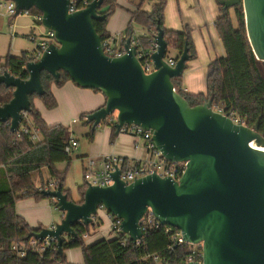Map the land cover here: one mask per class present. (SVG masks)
<instances>
[{
	"label": "water",
	"instance_id": "obj_1",
	"mask_svg": "<svg viewBox=\"0 0 264 264\" xmlns=\"http://www.w3.org/2000/svg\"><path fill=\"white\" fill-rule=\"evenodd\" d=\"M16 15L34 7L42 14V25L55 33L39 59L27 61V78L0 72V84L13 89L10 101L0 106V123L19 129L23 115L31 109L29 96L42 95L41 73L56 81L60 71L82 88L98 89L103 106L87 114L95 129L115 115V134L125 124L153 130L152 141L170 161H186L178 180L156 173L125 183L117 168L108 186L87 184L82 202L69 199L61 184L42 190L62 212L53 229L33 233L42 241L56 240L62 255L64 235L77 236L75 223H92L102 207L120 219V228L130 240L143 236L140 218L150 210L164 226L177 228L184 241L201 243L202 261L188 264H264V137L258 122L249 127L234 123L212 109V100L189 105L175 91L172 78L182 76L189 60L187 44L174 66L165 60L167 42L158 25V48L151 54L154 70L146 73L135 56L130 38L125 53H104L94 21L105 19L103 0H92L85 8L69 12V0H11ZM223 8L243 7L245 30L257 60L264 63V0H217Z\"/></svg>",
	"mask_w": 264,
	"mask_h": 264
},
{
	"label": "trees",
	"instance_id": "obj_2",
	"mask_svg": "<svg viewBox=\"0 0 264 264\" xmlns=\"http://www.w3.org/2000/svg\"><path fill=\"white\" fill-rule=\"evenodd\" d=\"M129 1L134 3V9L130 11V19L125 29L127 33L130 32L132 23L147 28L152 35L157 33L159 25L163 29L167 49L173 47L177 51L175 58L185 44L188 47L189 60L196 57L191 28L188 25L182 30L167 29L164 26L167 0ZM145 1L153 2L150 11L142 8ZM116 6V0H103L100 9L105 14V19L94 21V27L101 35V39L110 35L106 26ZM235 6L223 8L219 4L220 15L214 22V28L222 42L225 55L216 57L208 63L206 92L197 94L186 92L182 88L181 76L172 78V82L189 105L211 99L213 105L221 107L227 113L233 112L249 127L258 122L259 133L264 137V75L261 70L264 63L257 60L252 51L246 35L243 11H235L237 24L234 25L229 10ZM29 12L40 11L32 7ZM27 59L26 52L19 57L11 55L0 57V72L8 71L14 76L27 78L28 73L23 69ZM69 80V75L64 71H60L58 81L48 72L42 71L41 84L44 93L40 96L36 94L29 96L31 109L23 115L20 128L12 132L8 122L0 123V264H71L66 261L64 253L60 255L52 248H48L41 255L28 251L24 257H18L12 249L13 243L27 244L33 233L43 228L41 225L36 228L30 227L15 208L16 201L25 197L37 200L49 198L36 188L34 172H38L40 182L44 178L56 180L68 198L72 199L69 189L64 187L65 171L56 168L57 163L70 160L64 150L66 128L58 124L48 126L34 105V99L39 98L45 108H55L57 100L52 86H62ZM12 97L13 89L3 83L0 84V106L10 101ZM87 114L81 113L79 118L83 125L89 127L87 136L92 140L96 127L91 128L92 122L86 119ZM104 122L111 126L112 141L115 137V115L108 116ZM23 126L27 127L29 132H24L21 129ZM32 130L37 132L39 137L37 140L32 138ZM42 169L46 171V177L42 176ZM85 188L84 182L78 187L79 202L83 200ZM52 203L55 205L54 201ZM91 225L93 224L86 226L75 223L77 236L64 237L62 244L63 252L71 248H80L83 255L82 264H157L154 257L159 258L162 263L175 264L182 261L189 251L186 243L176 244L173 235L178 229L175 227L162 225L152 228L144 233L138 243L130 240L126 234L120 233L87 244L82 233L89 231Z\"/></svg>",
	"mask_w": 264,
	"mask_h": 264
},
{
	"label": "crops",
	"instance_id": "obj_3",
	"mask_svg": "<svg viewBox=\"0 0 264 264\" xmlns=\"http://www.w3.org/2000/svg\"><path fill=\"white\" fill-rule=\"evenodd\" d=\"M2 2L3 0H0V57L6 55L19 57L23 52L28 54L35 48L34 46L38 40L37 38L44 31V27L35 21L32 12L29 14L19 13L12 19L9 18L5 13ZM116 3L117 6L110 17L116 15L119 24H113L112 21L110 26V22H107L106 28L110 34H113L112 32L116 33L125 31V27H127L130 19V11L134 9V3H131L129 0H116ZM151 4H153L152 1H150L148 8H145V10L150 11ZM164 13V26L167 29L182 30L185 25L197 28V30L193 31L192 37L196 50V57L188 60L186 63V68L183 73L186 71L185 81L187 87L183 86V89L186 92L193 94L205 93L208 63L216 57L225 55L222 42L214 28V22L220 15L217 0H167V6L165 7ZM139 26L141 31H135L136 34L144 32L143 27L141 25ZM31 36H34L35 38H31ZM207 38L208 41L210 39L211 43L207 41ZM211 45H213V52ZM71 82V80L67 81L65 86H67L69 90L73 89L74 92L85 96L77 102L78 109L82 111L81 113H90L104 105L105 97L100 91L82 88L74 82ZM54 95L58 98L56 92ZM101 124L104 125V130L99 133V136L96 139H99L100 141L99 147L92 152V155L99 157L102 154L114 153L124 157H134L137 156V154H142V150L140 148H135L134 146L139 142L134 136L120 131V133L115 134L114 139L110 141L111 126L105 122H102ZM69 126L72 128L71 125H68L67 127ZM98 126H96V129ZM72 131L74 132L73 128ZM67 136L68 133H66V137ZM83 157L84 156H81L82 159H84ZM41 173L43 177H46V171L44 169L41 170ZM79 198L74 201H79ZM52 201L53 200L49 198L40 200L33 197L28 199L22 198L16 201L15 208L16 212L26 220L30 227L36 228L40 225L42 227H48L56 223L53 220V217H51L53 207ZM63 253L68 263H83V255L80 248L67 249L64 250Z\"/></svg>",
	"mask_w": 264,
	"mask_h": 264
},
{
	"label": "built area",
	"instance_id": "obj_4",
	"mask_svg": "<svg viewBox=\"0 0 264 264\" xmlns=\"http://www.w3.org/2000/svg\"><path fill=\"white\" fill-rule=\"evenodd\" d=\"M92 0H69L68 2V11L74 12L80 9L85 8ZM2 5L5 9V13L9 18H13L16 15L15 3L11 0H3ZM19 13L29 14V10H21ZM35 21L42 25V14L33 13ZM44 27V26H43ZM144 32L136 34L135 30L131 26L129 33L126 31L116 32L106 36L101 40L102 48L105 54L111 57H118L125 53V41L127 38H130V44L135 47V56L140 61L144 71L149 73L154 70L153 62L151 59V54L155 52L158 48V44L155 40V35L150 33V31L143 27ZM31 38H35L31 36ZM35 48L29 52L27 61H35L40 58L44 50L47 49L49 44L55 42V33L53 30L45 28L44 31L37 38ZM165 60L170 66H174L177 58L175 57H166ZM26 61V62H27ZM25 70V64L23 65ZM175 91L176 88H173ZM212 109L222 114L229 116L234 123L243 124L244 121L233 112H225L221 107L212 104ZM21 125V124H20ZM20 128V126H19ZM24 132H29V129L25 126L21 128ZM121 131L126 132L134 136L137 142L134 146L135 148H140L142 154L134 157H124L122 155L107 153L99 156L98 166L95 167L96 161L92 157H87V165L83 168V181L85 185H98V186H108L113 183V178L111 173L117 168L120 170L119 177L125 183H131L136 178L146 176L148 174L156 173L161 177H170L174 180H178L181 175L184 173L187 162L186 161H170L166 159L161 151L156 147L152 141L153 130L150 128H144L134 124H125ZM72 128L66 127V137L64 150L66 153L76 150L78 147L77 140L72 136ZM32 138L37 140L38 135L35 130H32ZM57 185L56 180H44L41 184H37L36 188L40 191L47 189H55ZM101 209H104L100 207ZM107 219L110 223L108 228L104 230H89L82 233L84 239L92 237L93 235H99L100 237H114L123 233L119 224L120 219L106 211ZM92 224L98 220L97 213L92 216ZM82 224V222H79ZM140 228L144 233L152 228H158L162 224L153 216L150 210L140 218L139 220ZM84 225V224H83ZM53 229L54 224L48 226ZM68 235H64L67 237ZM173 238L176 240V244L186 243L189 247V251L185 258L175 264H188L189 262H199L202 261V249L201 243L193 244L183 240L180 231L178 230ZM139 240L136 242L138 243ZM48 248L57 250L56 240L53 237L47 236L42 241L31 237L27 244L23 242H15L12 245V249L18 257H24L28 251H34L40 255L44 253ZM157 261V264H165L160 261L159 258L154 257Z\"/></svg>",
	"mask_w": 264,
	"mask_h": 264
},
{
	"label": "rangeland",
	"instance_id": "obj_5",
	"mask_svg": "<svg viewBox=\"0 0 264 264\" xmlns=\"http://www.w3.org/2000/svg\"><path fill=\"white\" fill-rule=\"evenodd\" d=\"M149 4H150V1H145L142 5V8L143 9L148 8ZM151 7H152V4L150 8ZM237 10L243 11L242 5L236 4L234 8H231L229 10V14L234 21V25L237 24L236 17H235V11ZM164 16H165V13H164ZM108 21L110 22L109 23L110 26H111L112 21H113V24H119V20L116 18V15L113 17H110ZM132 28L135 31H139V32L141 31L140 26L136 23H132ZM190 28H191V37H193V31L197 30V28L196 27L194 28L192 26ZM207 41H208V38H207ZM208 42L211 43L210 39ZM212 46L213 45H211L212 52H213ZM176 55H177V51L173 47H169L167 49L166 57L168 56L175 57ZM261 70L264 75V65H261ZM185 73L186 71L180 77L182 81L181 83L182 88H184L183 86L187 87V84L185 81ZM65 83L62 86H55V85L52 86L53 92L54 93L56 92L58 94V98L56 97L57 106L55 108L53 109L45 108L42 101L39 98L34 99V105L40 111L41 115L46 120V123L48 126H53V125L58 124L63 127H67L68 125H71L74 130L72 135L74 138H76L78 147L76 150H72L71 152L68 153V156L70 157L69 162L67 161L59 162L56 164V168L59 170L65 171L64 187L69 189L71 198L73 200H76L80 196L78 187L83 184V168L87 165L86 158L92 157L97 162L95 167L98 166L99 157H95L94 155H92L93 154L92 152L99 147L100 141L99 139L98 140L96 139L99 136V133L104 130V125L101 124L97 127L93 140H90L88 138L87 134L89 132V127L83 125L82 121H80L79 115L82 111L78 109L79 107L77 105V102L83 99V97L85 96L80 93L78 94L77 92H74L73 89L69 90L67 86H65ZM71 85H74V84H71ZM72 87H77V86H72ZM81 156H84L83 157L84 159H82ZM137 156L139 155L137 154ZM33 177L35 178L36 185L39 183L42 184L44 180H48V178H44L43 181L40 182V180L38 179L39 178L38 172H34ZM28 198L30 197H25V199H28ZM105 212H106L105 209H101V208L97 209L98 220L93 225L90 226V229L92 231L95 229L104 230L110 225L108 219L105 216L106 215ZM61 216H62V212L59 209L55 208L53 205L52 211H51V217H53V220L55 222H58L61 219ZM98 238H100L99 235H93L92 237L86 238V242L92 243Z\"/></svg>",
	"mask_w": 264,
	"mask_h": 264
}]
</instances>
